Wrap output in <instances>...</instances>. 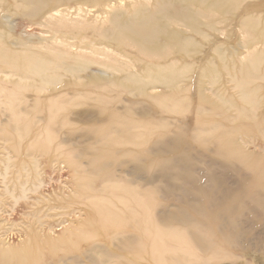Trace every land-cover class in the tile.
Returning <instances> with one entry per match:
<instances>
[{
    "label": "bare ground",
    "instance_id": "1",
    "mask_svg": "<svg viewBox=\"0 0 264 264\" xmlns=\"http://www.w3.org/2000/svg\"><path fill=\"white\" fill-rule=\"evenodd\" d=\"M245 1L0 0V141L13 143V156L0 161L2 189L28 211L46 200L63 203L31 212L39 229L27 224L16 243L0 228V264H46L95 239L94 251L106 250L103 264H237L243 255L245 264H264V113L257 112L264 96L255 83L264 78V52L240 68L242 104L212 100L201 80L200 99L188 97L183 75L192 67L178 64L199 46L188 30L208 39L203 20L219 32L241 10L235 23L249 44L264 43V19L253 5L241 9ZM70 2L107 18L91 35L67 29L58 8ZM22 19L43 32L23 39ZM209 65L201 71L217 83ZM124 93L141 100L117 108ZM84 96L101 107L71 119L94 127L64 134L72 124L64 113ZM188 108L194 125L172 122ZM172 127L179 128L173 135ZM38 153L68 156L61 164H74L76 184L56 175L59 160L38 178ZM234 172L238 182L227 178ZM47 182L51 192L42 191Z\"/></svg>",
    "mask_w": 264,
    "mask_h": 264
},
{
    "label": "rangeland",
    "instance_id": "2",
    "mask_svg": "<svg viewBox=\"0 0 264 264\" xmlns=\"http://www.w3.org/2000/svg\"><path fill=\"white\" fill-rule=\"evenodd\" d=\"M261 4H264V0H246L241 9H243L245 6L253 5L254 11L257 13L258 17L263 20L264 11L261 12L258 10V7ZM58 10H60L61 12L58 17L65 19L67 22V29H76L79 32L90 35L93 34V28L99 26L100 23H102L107 18V15L101 14L99 8H89L85 5L77 4L75 2L65 3L61 5ZM240 15H242V10L238 13H235L234 15L228 14V22L217 25L218 29H220L219 32L208 29L206 26L209 22L207 20H203V24L205 26L204 33L208 35V39H202L199 34H196L195 32L193 33L192 31L188 30V33L192 35L199 43V46L193 49L194 54L190 58V62H178L180 66L189 64L192 67L189 74L183 75L185 81L182 83V85L190 87V92L187 93L188 97H191L194 100L200 99L202 93L199 89L198 80H201L202 86L205 89L204 94L209 96L212 100L215 99L216 101L229 102L230 99L238 102L239 104L243 103L240 96V89L236 86L237 76L239 75L240 68L249 63L248 61L253 53L254 55H258L259 53L264 52V43L263 41H260L258 38L254 37V43L249 44L251 37L244 32L243 27H240L239 23H235ZM219 18L225 17L219 16ZM16 24L18 25L16 33L23 39L35 38L37 35H39V33L43 32L42 27L27 24V22L25 20L23 21V19L17 20ZM206 65H209V68L211 67L218 71L217 83H213V81L211 80V75L202 73ZM201 73L204 74L203 77H199ZM257 77L260 76L258 75ZM255 83L260 87V95L264 96V78L256 79ZM25 95L32 98L35 93L28 91L25 93ZM140 100L141 99L139 98H134L124 93L118 97V101H120V103L116 104V107H122L123 103H128V106L131 107L133 106L132 102H139ZM73 105L74 106H71L64 113V116H66V118L70 119V121L72 122L71 127L66 126L64 128V134L81 136L89 132V128L94 127V124L84 121H76L77 119H74V121H72L71 118H74V116L77 114L82 115L88 112H97L101 107V104L96 96H84L76 99L73 102ZM139 108L140 107L138 105L135 107V109ZM224 109L231 114H235L237 112V108L233 107L232 105L225 104ZM257 112L260 114L264 113V106L262 108H259ZM194 116V110L192 108H188L187 111H182L179 115H174L172 122L176 124L190 123V125H194L196 122ZM178 130L179 128L172 127L170 129L172 134H169L173 135V133L177 132ZM246 135L251 136L252 134L248 133ZM246 135H244V137L249 138L246 137ZM12 144V142L0 141V161L8 156H13ZM32 156L35 157L34 160L37 162V166L34 168V173L38 174V178L46 179L51 174V171H49L48 169L49 165L59 160L60 163H58L56 166H59L62 171L58 172L56 175H60V177L63 178V184H66L67 182L70 184H76L71 174L74 164H61L66 160H70L68 156L58 154L44 155L42 153H38ZM81 161L84 162L85 160ZM218 173H221V171H218ZM227 175H229L227 176V178L229 177L230 179L229 181L234 180L233 182H238L236 177L237 174L235 172L233 173V175L232 173H228ZM1 180L2 177L0 176V228H2V230H7V234H2V237L4 239L8 237L7 239L8 241L10 240L9 242L16 243L18 239V232L23 230L26 231L25 228L27 224L35 225V227L39 229V225L36 224V218L30 217L31 212L32 214H34V211L38 212L42 209H49V207H59L63 205V203H60L59 201L49 202L48 200H46V202L36 205V208H33L34 211L26 210L25 208L28 207H26V205H22V202L19 205L15 206L13 201L9 199L8 196L6 197L4 195ZM42 191L51 192V187L49 186L48 182L44 186V190ZM30 194H28L29 198L39 196V194L37 193ZM20 211H24L28 215H20ZM59 212L61 211L52 212L50 215L60 214ZM45 213L48 214L49 212ZM10 229L11 232H9ZM41 230L42 228L40 229V231ZM98 241L99 239H95V241H90L89 243H81L82 245L79 247L71 246L66 252L58 253L52 258H49L48 256V262H46V264H103L107 261L104 255V251L106 250L100 251L98 249H95L94 251V247L97 246ZM247 258V256L243 255L242 257H239V259L235 262L237 264H245V260ZM215 264H231V262Z\"/></svg>",
    "mask_w": 264,
    "mask_h": 264
}]
</instances>
